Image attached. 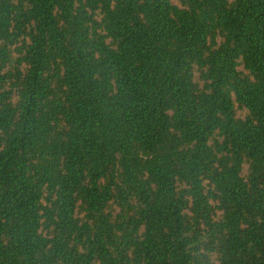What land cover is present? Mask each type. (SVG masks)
<instances>
[{"label":"trees","instance_id":"1","mask_svg":"<svg viewBox=\"0 0 264 264\" xmlns=\"http://www.w3.org/2000/svg\"><path fill=\"white\" fill-rule=\"evenodd\" d=\"M0 264H264V0H0Z\"/></svg>","mask_w":264,"mask_h":264}]
</instances>
